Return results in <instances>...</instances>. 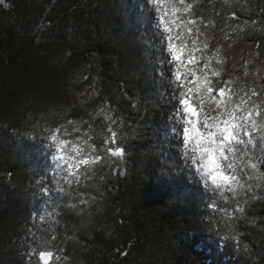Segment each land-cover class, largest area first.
Here are the masks:
<instances>
[{
	"label": "trees",
	"instance_id": "trees-1",
	"mask_svg": "<svg viewBox=\"0 0 264 264\" xmlns=\"http://www.w3.org/2000/svg\"><path fill=\"white\" fill-rule=\"evenodd\" d=\"M185 3L204 54L220 49L219 79L264 112V0ZM156 23L145 0L0 3V264H43L34 248L49 264H264V188L226 200L186 164ZM40 115L104 162L64 183ZM109 127L122 158L105 151Z\"/></svg>",
	"mask_w": 264,
	"mask_h": 264
},
{
	"label": "snow or ice",
	"instance_id": "snow-or-ice-1",
	"mask_svg": "<svg viewBox=\"0 0 264 264\" xmlns=\"http://www.w3.org/2000/svg\"><path fill=\"white\" fill-rule=\"evenodd\" d=\"M224 2L228 4L229 0ZM145 3L156 13V28L162 38L161 50L167 51L170 55L168 63L173 65L172 83L179 89L176 99L180 106L174 118L183 125L186 164L190 161L188 166L194 168L205 186L219 192L226 200V192L237 197L242 192L253 191L254 187L264 188V121L258 119L264 112L259 110L251 97L239 96L229 88L227 85L230 81L219 79L221 69L212 67L211 62L214 60L220 65L223 57L218 55L219 48L211 56L204 54L209 48L207 40L198 39L202 33L197 21L184 15L189 13L191 4H186L185 0H145ZM201 61L202 66L197 67ZM251 95L256 96L257 93L253 90ZM208 108L214 113L211 117L206 114ZM104 119L111 120V117L105 113ZM111 123L116 122L111 120ZM108 131L110 136L105 140L108 145L105 151L110 157L122 158L125 151L118 143L117 132L111 127ZM59 132L60 128L49 132L46 147L55 149L51 158L57 162V175L66 172L61 178L64 183L72 185L84 175L82 168L87 170L101 164L105 157L94 148L89 152L85 147L58 138ZM29 139L34 137L29 136ZM88 147L91 148L90 145ZM61 165L66 167L62 168ZM58 191L63 192L64 189ZM208 207L216 210L214 202ZM235 211L243 214L244 208L237 207ZM223 239L228 240L229 236L225 235ZM231 239L239 247L238 236L233 235ZM32 251L38 254V262L43 264H49L54 257V253L48 249L34 248ZM121 254L127 255L126 252ZM55 259L59 261L60 257L56 256Z\"/></svg>",
	"mask_w": 264,
	"mask_h": 264
},
{
	"label": "rangeland",
	"instance_id": "rangeland-1",
	"mask_svg": "<svg viewBox=\"0 0 264 264\" xmlns=\"http://www.w3.org/2000/svg\"><path fill=\"white\" fill-rule=\"evenodd\" d=\"M206 114L209 115L210 117L214 115V113L212 112V109L211 108L207 110ZM37 122L42 124L41 125V128H40L41 135H42V137H43V139L45 141H48L46 138L49 135V132L51 130L56 129L57 126L51 124V120L47 117V115H40V116H38ZM198 177L200 179L199 174H198Z\"/></svg>",
	"mask_w": 264,
	"mask_h": 264
}]
</instances>
